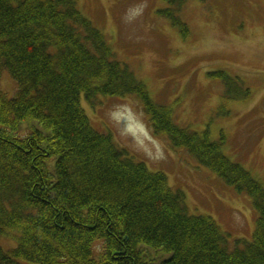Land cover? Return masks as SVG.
Returning a JSON list of instances; mask_svg holds the SVG:
<instances>
[{
    "label": "trees",
    "instance_id": "trees-1",
    "mask_svg": "<svg viewBox=\"0 0 264 264\" xmlns=\"http://www.w3.org/2000/svg\"><path fill=\"white\" fill-rule=\"evenodd\" d=\"M164 1L188 38L178 14L189 0ZM208 76L227 101L249 94L231 91L238 77ZM131 94L172 149L250 197L252 239L231 242L212 217L191 215L166 174L95 130L81 106ZM224 138L178 125L76 0H0V264H264V185L224 155Z\"/></svg>",
    "mask_w": 264,
    "mask_h": 264
},
{
    "label": "rangeland",
    "instance_id": "rangeland-1",
    "mask_svg": "<svg viewBox=\"0 0 264 264\" xmlns=\"http://www.w3.org/2000/svg\"><path fill=\"white\" fill-rule=\"evenodd\" d=\"M76 2L157 105L171 106L181 127L208 130L212 140L224 135V155L264 185V0H189L178 14L190 32L186 39L163 14L170 7L164 0ZM219 70L240 79L231 91L249 94L223 99L224 85L208 76ZM1 85L12 94L11 78L4 76ZM95 102L81 96L93 128L110 131L150 172L166 174L170 186L184 192L191 215L212 217L231 242L252 239L257 216L250 197L155 134L136 94Z\"/></svg>",
    "mask_w": 264,
    "mask_h": 264
}]
</instances>
